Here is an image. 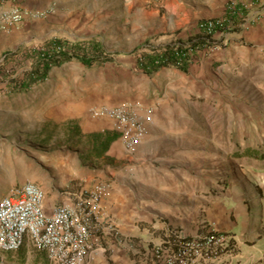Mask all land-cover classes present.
Wrapping results in <instances>:
<instances>
[{"label": "rangeland", "instance_id": "1", "mask_svg": "<svg viewBox=\"0 0 264 264\" xmlns=\"http://www.w3.org/2000/svg\"><path fill=\"white\" fill-rule=\"evenodd\" d=\"M230 2L246 9L252 2L258 4L254 18L264 11V0H227L226 4ZM12 6H18L23 17L14 26L0 28L4 37L0 43V191L23 180H32L51 192L110 179L116 164L106 156L86 154L94 136L107 131L104 127L110 121L92 118L89 110L93 106L86 103L98 89L114 90L118 102L133 95L126 83L136 78L134 69L139 68L141 51L133 49L144 45L146 50L148 44L146 0H0V11ZM24 19L45 23L34 26L23 23ZM238 30L224 41L215 40L208 50L214 53L208 73H203L190 92L182 93L168 112L170 119L161 120L166 129L180 130L167 137L176 148H182L179 154L186 158L185 163L176 161L166 168L174 171L175 178L196 184V193L207 186L218 190L230 176L264 180V159L253 158L264 155V44L246 40ZM52 36L70 42L95 38L110 59L90 67L70 60L53 67L42 82L15 91L13 78L22 77L31 65L28 49ZM16 48L19 51L12 53ZM116 82L121 85L114 87ZM162 150L158 145L154 157L161 163L165 160L158 157ZM156 162L152 167L146 165L149 176L164 169ZM176 188L168 186L173 193ZM179 201L172 197L170 203ZM111 249L104 247L103 253L110 254ZM131 249L122 254L136 257L144 252L141 246ZM0 257V264H49L28 245ZM108 264L114 263L109 260Z\"/></svg>", "mask_w": 264, "mask_h": 264}, {"label": "crops", "instance_id": "2", "mask_svg": "<svg viewBox=\"0 0 264 264\" xmlns=\"http://www.w3.org/2000/svg\"><path fill=\"white\" fill-rule=\"evenodd\" d=\"M226 1L146 0L147 45L162 46L200 34L197 29L199 20L222 15ZM258 6L254 2L248 4L238 35L246 40L248 38V41L264 44V11L254 18ZM24 22L41 27L45 23L44 20L25 19ZM61 22L69 24L65 20ZM219 38L217 36L214 40L218 41ZM3 41L0 32V43ZM211 48L195 50L186 72L169 65L148 75L136 68V78L127 81L129 91H133V95L127 98L134 104V115L143 124L145 135L132 152L117 137L104 154L116 164L109 179L108 197L102 201L114 222L115 233L103 238L104 247L112 246L110 254L98 252L86 264H108L109 260L114 264H150L149 248L162 239L168 228L173 227L187 235L210 229L227 233L236 246L231 264H264V180L261 177L230 176L218 190L207 186L203 192L196 193V184L192 186L190 181L175 178L174 171L166 168L176 161L185 163L186 158L179 154L182 148H176L174 140L167 137L180 130L173 126L166 129L161 120L170 119L168 112L171 113L182 93L190 92L203 73H208V67L214 61V53L208 51ZM204 67L207 69L204 70ZM116 84L114 87L121 85ZM118 91L123 93V89L119 88ZM115 93L114 90H95L91 92L86 106L117 103L119 100ZM104 128L107 130L105 132H113L110 126ZM164 134L167 141L161 137ZM158 145L163 147V154L158 153L160 159H165L163 163L154 159ZM155 162L164 169L157 171L159 175L149 176L146 165L152 167ZM168 186L177 187V192L169 191ZM172 197H179L180 201L170 203ZM183 199H186L184 205L181 204ZM132 246L144 248L141 256L122 254L125 250L131 251Z\"/></svg>", "mask_w": 264, "mask_h": 264}, {"label": "built area", "instance_id": "3", "mask_svg": "<svg viewBox=\"0 0 264 264\" xmlns=\"http://www.w3.org/2000/svg\"><path fill=\"white\" fill-rule=\"evenodd\" d=\"M236 6V2H230L222 15L199 20V33H209L213 41L217 36L224 41L236 26L230 16L235 13L243 19ZM22 17L18 6L0 11V28L14 26ZM242 24L237 22L238 27ZM133 108L132 102L123 100L111 107H92L89 112L94 119L109 120L113 132L132 152L145 135ZM109 188L110 181L105 178L88 187L51 192L32 180L5 188L0 192V255L27 243L42 253L49 264H86L96 253L104 251V236L115 233L114 222L102 204ZM235 247L227 233L210 229L187 235L173 227L152 244L148 254L150 264H231Z\"/></svg>", "mask_w": 264, "mask_h": 264}, {"label": "trees", "instance_id": "4", "mask_svg": "<svg viewBox=\"0 0 264 264\" xmlns=\"http://www.w3.org/2000/svg\"><path fill=\"white\" fill-rule=\"evenodd\" d=\"M236 8L242 14V17L246 14V7L237 4ZM230 18L236 24L234 27L236 29L238 27L237 22L242 21L241 17L234 13ZM215 43L209 33L203 32L185 41H175L155 47L146 45V50L144 45H140L133 50L141 51L137 65L145 74L149 75L160 67L175 63H179L178 68L186 72L192 53L195 50L212 46ZM18 51L19 48H16L12 53ZM28 52L31 56V65L23 72L22 77L13 78L12 85H15V88H13L15 91H23L34 83L42 82L53 67L70 60H75L85 67H90L93 64L102 63L110 59L102 44L95 38L70 42L60 37L52 36L45 39L40 46L31 47ZM117 137L118 134L115 132H103V134L95 135L94 144L86 154L93 158L103 157L109 144ZM257 157L261 160L264 159L263 154H256L253 158L256 159Z\"/></svg>", "mask_w": 264, "mask_h": 264}]
</instances>
